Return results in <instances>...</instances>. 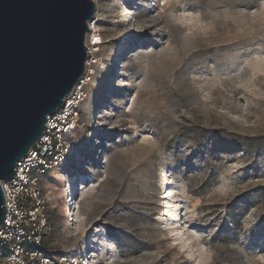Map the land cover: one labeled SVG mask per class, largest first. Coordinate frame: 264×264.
<instances>
[{
  "label": "rangeland",
  "instance_id": "rangeland-1",
  "mask_svg": "<svg viewBox=\"0 0 264 264\" xmlns=\"http://www.w3.org/2000/svg\"><path fill=\"white\" fill-rule=\"evenodd\" d=\"M92 2L99 64L76 150L41 181L43 256L264 264V0Z\"/></svg>",
  "mask_w": 264,
  "mask_h": 264
},
{
  "label": "water",
  "instance_id": "water-1",
  "mask_svg": "<svg viewBox=\"0 0 264 264\" xmlns=\"http://www.w3.org/2000/svg\"><path fill=\"white\" fill-rule=\"evenodd\" d=\"M92 0H0V182L84 72ZM5 216L0 184V225Z\"/></svg>",
  "mask_w": 264,
  "mask_h": 264
},
{
  "label": "built area",
  "instance_id": "built-area-1",
  "mask_svg": "<svg viewBox=\"0 0 264 264\" xmlns=\"http://www.w3.org/2000/svg\"><path fill=\"white\" fill-rule=\"evenodd\" d=\"M94 24V21L89 23V37L84 43L86 61L82 76L63 98V107L46 117L44 132L26 158L16 163L12 179L0 182L5 203V216L0 225V264H77L66 258L55 263L43 256L49 224L48 201L40 185L44 176L63 164L76 150L70 139L79 125L78 110L87 96L94 67L99 64L93 58L99 46V33L93 28ZM70 197L65 231L68 236H74L81 201L75 194Z\"/></svg>",
  "mask_w": 264,
  "mask_h": 264
},
{
  "label": "bare ground",
  "instance_id": "bare-ground-1",
  "mask_svg": "<svg viewBox=\"0 0 264 264\" xmlns=\"http://www.w3.org/2000/svg\"><path fill=\"white\" fill-rule=\"evenodd\" d=\"M94 20H95V18H94ZM94 20H93V21H94ZM93 28L95 29V27H93ZM88 37H89V35H88V33H87V34H86V37H85V40H86ZM97 39H98V45H99V44H102L101 38L98 37ZM96 50H98V49H96ZM62 176H63V175H62ZM77 178H78V177H77ZM80 178H81L82 184L84 185V187H81V190H80V192H82V190H83L82 188L85 189L86 186L88 185V181H87L88 178H87L86 176H84V175H82ZM71 180L74 181V182L72 183L73 185L71 186V189H70V190L72 191V189H73L74 187H75V189H77V185H76V184H77V183H76V180H77V179H76V180H75V179H71ZM77 181H79V179H78ZM71 182H72V181H70V182H68V183L71 184ZM56 191H57V190H56ZM80 210H81V206H80V204L78 203V213L80 212ZM84 226H85V225H84V222H83L82 220H80V219L77 220V222H76V224H75V232H76V230H78V231H83V230H84ZM101 236L104 238L103 235H101ZM102 237H101V238H102ZM101 238H100V239H101ZM100 239H99V240H100ZM104 239H105V238H104ZM100 241H101L102 243H104V241H102V240H100ZM105 244H106V243H105Z\"/></svg>",
  "mask_w": 264,
  "mask_h": 264
}]
</instances>
